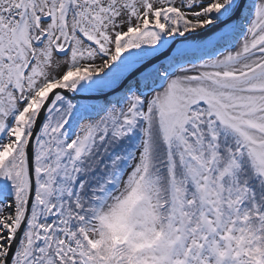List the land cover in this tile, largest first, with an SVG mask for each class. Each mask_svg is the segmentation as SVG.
<instances>
[{"label": "snow or ice", "instance_id": "6c2138e0", "mask_svg": "<svg viewBox=\"0 0 264 264\" xmlns=\"http://www.w3.org/2000/svg\"><path fill=\"white\" fill-rule=\"evenodd\" d=\"M0 264H264V0H0Z\"/></svg>", "mask_w": 264, "mask_h": 264}]
</instances>
